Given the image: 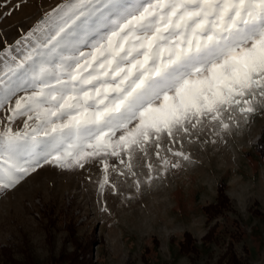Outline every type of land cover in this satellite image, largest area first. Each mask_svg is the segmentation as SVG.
I'll use <instances>...</instances> for the list:
<instances>
[{"label": "snow or ice", "instance_id": "6c2138e0", "mask_svg": "<svg viewBox=\"0 0 264 264\" xmlns=\"http://www.w3.org/2000/svg\"><path fill=\"white\" fill-rule=\"evenodd\" d=\"M42 23L0 74V191L45 164L99 160L103 194L110 169L131 172L137 152L155 145L159 157L162 138L205 120L227 130L225 113L246 121L264 102V0H71Z\"/></svg>", "mask_w": 264, "mask_h": 264}, {"label": "rangeland", "instance_id": "374dc122", "mask_svg": "<svg viewBox=\"0 0 264 264\" xmlns=\"http://www.w3.org/2000/svg\"><path fill=\"white\" fill-rule=\"evenodd\" d=\"M70 2L0 0V74L31 50L29 33ZM256 108L246 121L238 110L231 119L225 113L227 130L205 120L190 137L162 138L159 157L150 145L147 157L136 153L131 172L108 158L124 175L110 169L103 194L99 160L71 169L45 164L0 191V264L32 257L67 264L68 258L58 260L72 252L88 264H222L230 245L248 264H264V164L255 149L264 130V102ZM8 114L7 106L0 110V130ZM12 127L20 130L23 123ZM222 183L232 209L208 221L204 208L217 202ZM214 225L215 237H208ZM186 234L197 244L192 253L181 248ZM80 245L87 248L80 251Z\"/></svg>", "mask_w": 264, "mask_h": 264}, {"label": "trees", "instance_id": "16d2710c", "mask_svg": "<svg viewBox=\"0 0 264 264\" xmlns=\"http://www.w3.org/2000/svg\"><path fill=\"white\" fill-rule=\"evenodd\" d=\"M255 149L258 152L260 162L264 164V130L261 133V138L259 139V142L257 143ZM218 200L215 204L205 206V211L207 213V220L211 221L213 220L219 213H223L227 209H232L231 202L229 200V197L226 193L225 189V184L222 183L219 186L218 190ZM217 228V226H213L209 233L208 237H212L214 235V229ZM215 237V235L213 236ZM185 240L181 244V248H187L188 253H192V251L197 250V244L195 243V240L190 238L188 234L184 237ZM187 238V240H186ZM218 238V237H216ZM190 239V240H189ZM78 248V247H77ZM87 248L85 245H80L79 250L84 251ZM68 258V263L67 264H88V260L85 259V257L81 256V254L77 252H72L68 253L67 255H61L60 259L58 261H61V259H66ZM226 258V259H225ZM222 259H225L222 261V264H248L247 259L241 258L240 255H238L237 251H234L233 245H230L227 250L225 251V255H223ZM12 263L10 264H42L39 261H37L35 258H28L24 261H18L15 262L14 259L12 258Z\"/></svg>", "mask_w": 264, "mask_h": 264}]
</instances>
